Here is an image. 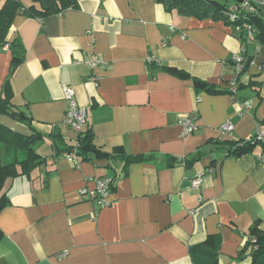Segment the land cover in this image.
I'll return each instance as SVG.
<instances>
[{
	"label": "crops",
	"instance_id": "0c3cea01",
	"mask_svg": "<svg viewBox=\"0 0 264 264\" xmlns=\"http://www.w3.org/2000/svg\"><path fill=\"white\" fill-rule=\"evenodd\" d=\"M9 38L25 50L10 78L12 103L44 135L37 152L45 163L5 180L0 264L247 262L239 251L250 226L257 221L264 230V143L238 157L227 154L234 140L254 135L264 121V44L251 40L245 47L231 25L169 12L156 0H80L42 20L19 11ZM243 45L250 61L234 93L194 89L192 78L227 89L231 57ZM93 54L106 64L91 69L86 61ZM10 58L2 47L0 87ZM64 85L73 87L86 111L83 129H91L102 151L120 147L127 156L157 159L125 163L116 155L73 164L55 156L49 134L66 144L77 138L62 122ZM187 114L197 129L184 135L180 121ZM0 120L30 132L23 123ZM225 121L231 132L219 130ZM198 150L201 158L187 165L184 159ZM104 176L113 184L101 207L85 180ZM197 176L202 181L193 187Z\"/></svg>",
	"mask_w": 264,
	"mask_h": 264
},
{
	"label": "trees",
	"instance_id": "16d2710c",
	"mask_svg": "<svg viewBox=\"0 0 264 264\" xmlns=\"http://www.w3.org/2000/svg\"><path fill=\"white\" fill-rule=\"evenodd\" d=\"M161 3L169 12L174 11L179 15L194 17L199 20L211 19L223 21L227 25L239 26L240 30L235 32L238 38L246 47L248 38L257 40L264 44V6L259 5V0L236 1L231 6L216 0H156ZM80 0H0V49L9 47L11 58L9 63V72L0 87V116L7 117L17 122L23 123L30 128L29 133H23L14 130L8 125L0 122V210L7 204V197L3 193V185L7 178L17 176H29L30 172L45 163V158L37 152V147L44 140V135L38 131L31 123L23 111L19 110L12 103L13 89L10 84V78L16 67L23 61L25 50L21 43L9 38L10 27L13 18L17 12H22L26 17L42 20L52 15L60 14L65 9L78 7ZM235 14V19H230V14ZM250 27V35L245 28ZM245 61L243 69L237 75V89L241 84V73L244 72L249 64ZM166 68V67H162ZM167 70V69H166ZM176 75L181 78H189L185 71H175ZM195 90H203L208 93H232L227 89H217L209 83L192 78ZM261 129L264 128V121L261 122ZM50 136L56 151L55 156L59 153L66 157L72 154L76 157L77 162L89 161L92 158L105 159L113 156H120L125 163L142 160L157 159L154 155L146 156H127L122 148L115 147L112 152L102 151L94 143V136L90 128L77 133L74 144H66L61 136L57 133H51ZM259 143H264V138H257L252 135L247 139H236L232 142L231 148L227 155L238 157L247 153ZM61 145V146H60ZM202 156L200 150L187 156L184 161L191 164L199 160ZM145 157V158H144ZM166 165H173V160L164 156ZM112 178V177H111ZM113 179V178H112ZM196 249V248H192ZM239 255L242 259L247 258L245 264H264V230L259 227V223L254 222L249 228V235L244 246L240 249Z\"/></svg>",
	"mask_w": 264,
	"mask_h": 264
},
{
	"label": "built area",
	"instance_id": "2783aa9c",
	"mask_svg": "<svg viewBox=\"0 0 264 264\" xmlns=\"http://www.w3.org/2000/svg\"><path fill=\"white\" fill-rule=\"evenodd\" d=\"M259 5H264V0H259ZM230 19H235V14H230ZM248 32L247 37L250 35V27L247 26L245 28ZM240 30L239 26H234V31L238 32ZM250 42V39L248 38V41ZM245 49L244 45L242 46V50L240 52H237L232 55L231 61L233 63V69H234V76L232 77L231 81L228 84V89L234 93L236 91L237 83V75L241 72L243 69V65L245 62V57L243 55V50ZM87 65L92 69L97 66H103L106 64V61L103 60L100 56L93 54L90 59L86 61ZM91 79L96 84L98 77L92 76ZM64 98L67 101V109L65 111V115L62 119V122L67 125L70 129L75 131L76 133L83 131V126L85 122V116L86 111L85 108L78 105L75 99V91L73 87L69 85H64L62 87ZM195 116H192L190 114H187L184 116V118L180 121L182 125V132L184 135L190 134L193 131L197 129V124L195 122ZM219 130L221 132H231L233 130V124L230 121H225L219 125ZM254 135H257V138H264V128L263 129H257L254 133ZM66 157L73 163L77 164V159L72 154L66 155ZM85 181L92 182L93 183V189L92 194L97 199L98 204L103 207L109 204V192L110 188L113 184V179L108 176L104 177H88ZM202 179L200 176H197L193 179L192 185L193 187L198 186L201 183ZM89 192L87 187H83L80 190L81 195L84 197L85 194ZM66 252L60 253L58 256L62 257L66 255Z\"/></svg>",
	"mask_w": 264,
	"mask_h": 264
},
{
	"label": "rangeland",
	"instance_id": "374dc122",
	"mask_svg": "<svg viewBox=\"0 0 264 264\" xmlns=\"http://www.w3.org/2000/svg\"><path fill=\"white\" fill-rule=\"evenodd\" d=\"M216 1H219L221 3L227 4L228 6H231V5H233L235 3V0H216ZM0 117H2V116H0ZM0 122H2V121L0 120Z\"/></svg>",
	"mask_w": 264,
	"mask_h": 264
},
{
	"label": "water",
	"instance_id": "95a60500",
	"mask_svg": "<svg viewBox=\"0 0 264 264\" xmlns=\"http://www.w3.org/2000/svg\"><path fill=\"white\" fill-rule=\"evenodd\" d=\"M236 1H240V2H241V1H243V0H236Z\"/></svg>",
	"mask_w": 264,
	"mask_h": 264
}]
</instances>
